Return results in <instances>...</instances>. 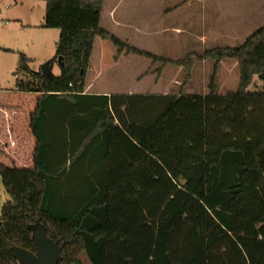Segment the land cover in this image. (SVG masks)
Masks as SVG:
<instances>
[{
    "label": "trees",
    "instance_id": "16d2710c",
    "mask_svg": "<svg viewBox=\"0 0 264 264\" xmlns=\"http://www.w3.org/2000/svg\"><path fill=\"white\" fill-rule=\"evenodd\" d=\"M45 2L43 27L60 31L54 57L60 74L33 71L31 59L19 53L16 90L41 94L31 116L38 146L34 169L0 163V182L10 197L0 208V264H22L14 248L36 253V224L59 244L58 264H82V254L90 264H264V25L237 47L171 60L102 28L104 0ZM97 38L110 41L118 54L184 68L181 93L83 94ZM195 58L211 59L215 68L235 61L237 91L218 94L213 76L208 94L184 93ZM256 76L262 89L248 91ZM52 113L96 117L102 168L78 176L74 153L54 150L66 140L56 135ZM118 133L153 158L135 161L111 185L108 143ZM158 169L169 182L145 187L144 173ZM69 181L77 182L76 189Z\"/></svg>",
    "mask_w": 264,
    "mask_h": 264
},
{
    "label": "rangeland",
    "instance_id": "374dc122",
    "mask_svg": "<svg viewBox=\"0 0 264 264\" xmlns=\"http://www.w3.org/2000/svg\"><path fill=\"white\" fill-rule=\"evenodd\" d=\"M23 1L21 6V0H0V90L7 93L16 89L19 53L31 58L30 67L34 71H41L43 64L53 60L56 54L58 36L55 33L59 30L38 26L44 22V7L31 5V0ZM114 5L120 22L108 29V12ZM100 25L133 47L164 59L180 60L190 53L202 55L213 48L241 45L264 25V0H104ZM128 57L122 60L121 70L109 68L101 82L107 83L112 90L123 92L121 95L131 89L138 91L135 94L143 91L140 95L148 94L144 92L156 96L181 93L186 76L184 68L164 66L161 62L155 64L132 54ZM215 65L211 59L195 58L192 79L183 92L208 94L213 76L218 94L237 91L240 80L237 63L224 60L217 68ZM54 68L57 73L58 65ZM132 74H144L142 77L152 74L153 78L147 77L142 84L133 87ZM155 77L162 78V82L154 85ZM260 89L262 81L256 76L248 91ZM2 99L7 97L0 95ZM121 141L122 147L135 152L136 147L129 140ZM163 175L158 172L153 181L143 177L144 186L157 188L168 183ZM9 199L0 182V208ZM80 260L82 264H90L84 254Z\"/></svg>",
    "mask_w": 264,
    "mask_h": 264
},
{
    "label": "crops",
    "instance_id": "0c3cea01",
    "mask_svg": "<svg viewBox=\"0 0 264 264\" xmlns=\"http://www.w3.org/2000/svg\"><path fill=\"white\" fill-rule=\"evenodd\" d=\"M21 2V6H23L24 1L21 0ZM33 4L37 7H44L46 11L45 0H31V5ZM103 10L104 4L101 16ZM113 10H115V12H112ZM116 10L117 8H115V5L109 9L108 24L110 26H107L108 29H111L113 25L117 26L120 22ZM44 22H41L38 26L43 28ZM26 26L31 27L30 24ZM55 35L58 36L59 40L60 31L55 33ZM57 42L58 41H56V44ZM128 56L129 55H126L124 52L118 54L117 48L110 41L97 38L92 51L90 69L83 94L108 97L121 95L123 92L112 90L110 88L111 86L104 81L101 82V79L109 68L121 70L122 60L129 58ZM53 74L59 75L60 68L56 73L53 67ZM143 75L144 74H132L131 85L137 87L142 84L145 78H153L152 74L142 77ZM161 82L162 78L157 79V77H155V79H153L154 85H158ZM0 91L2 92L0 95H5L7 97L6 100H0V163L7 167L34 169V156L38 141L31 129V116L37 110V104L41 94L24 93L16 89L13 90V93H7L4 90ZM137 92L131 89L124 92V95L143 94V91L140 94H135ZM145 93H148L146 95H152L150 92H144V94ZM50 117V120H52V123H54L56 127V135H61L62 139L66 140L61 146L59 143H56L53 148L54 150H61V152L65 151L69 154L74 153L75 156L72 158V162H76L75 171L76 173L79 170L81 171L77 174L78 176H84V171L91 167L96 169L103 167V138L99 137V135L102 136V130L99 129V124H95L98 122L96 117L93 115L89 116L88 114L67 116L61 113H52ZM124 138L130 140L126 133L113 134L109 137L108 152L111 155L109 181L111 185L118 183L122 175L135 161L153 158L150 154L139 148L133 141L132 144L136 147L135 152L126 150L122 147L123 141L121 140ZM91 155H94L93 159ZM68 164H70V161ZM158 171H160V169L154 173L145 172L144 174L149 177V181H151ZM69 182L67 186L69 185L76 189L78 185L77 182Z\"/></svg>",
    "mask_w": 264,
    "mask_h": 264
},
{
    "label": "water",
    "instance_id": "95a60500",
    "mask_svg": "<svg viewBox=\"0 0 264 264\" xmlns=\"http://www.w3.org/2000/svg\"><path fill=\"white\" fill-rule=\"evenodd\" d=\"M57 62L61 63V59L59 58ZM54 65V59L44 63L41 73L45 76H53ZM1 224L0 222V226ZM31 229L33 231L36 253L21 248H14L13 254L16 259L22 264H58L62 258L59 244L49 238L43 225L36 224L31 226Z\"/></svg>",
    "mask_w": 264,
    "mask_h": 264
},
{
    "label": "built area",
    "instance_id": "2783aa9c",
    "mask_svg": "<svg viewBox=\"0 0 264 264\" xmlns=\"http://www.w3.org/2000/svg\"><path fill=\"white\" fill-rule=\"evenodd\" d=\"M71 86V85H70Z\"/></svg>",
    "mask_w": 264,
    "mask_h": 264
}]
</instances>
